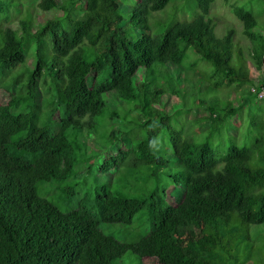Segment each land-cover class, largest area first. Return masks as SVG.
<instances>
[{
	"label": "trees",
	"instance_id": "1",
	"mask_svg": "<svg viewBox=\"0 0 264 264\" xmlns=\"http://www.w3.org/2000/svg\"><path fill=\"white\" fill-rule=\"evenodd\" d=\"M169 1L136 0L124 26L118 0H0V264H118L127 251L157 264L249 260L240 262L235 247L244 240L240 223L264 224V119L251 122V144L239 145L230 130L242 104L194 98L208 120L192 135L171 126L160 100L183 99L169 66L182 65L189 50L212 67V89L223 79L238 88L254 82L240 50L232 62L234 29L214 32L215 0H197L192 19L172 17L153 32L150 14ZM223 1L260 70L264 37L255 16ZM128 27L141 32L130 37ZM256 93L246 88L247 100ZM110 94L126 112L107 104ZM165 130L178 172L157 145ZM160 176L180 185L174 205L157 186ZM57 182L68 200L80 186L75 208L62 211L39 195L40 184ZM143 212L151 226L134 241L101 228L130 225Z\"/></svg>",
	"mask_w": 264,
	"mask_h": 264
},
{
	"label": "rangeland",
	"instance_id": "2",
	"mask_svg": "<svg viewBox=\"0 0 264 264\" xmlns=\"http://www.w3.org/2000/svg\"><path fill=\"white\" fill-rule=\"evenodd\" d=\"M61 1V0H60ZM230 3L242 6L244 9L253 13L257 20L255 31L264 37V0H229ZM119 11L122 15L124 22L129 19L131 7L135 5L136 0H118ZM197 0H170L169 3L159 11L152 12L149 16V22L151 23V29L153 32H163L164 24L168 22L172 17L179 20H190L195 14L199 12L197 7ZM176 10H175V9ZM17 16L14 12L11 13V17ZM41 16L46 19L49 14L42 13ZM208 17L213 19L214 32L217 36H222L227 29H234V52L232 56V62L236 60L237 51L242 53L245 67L248 70L254 85L253 86H241L236 87L234 83H228L226 79L222 80V85L217 89L214 87L215 78L211 77L212 67L209 63L200 59L192 50L187 52V57L180 66H169V72L171 76L178 82L181 89L183 99L175 95L165 93L161 97V104L167 113L171 114V126L177 129H182L184 132L196 135L200 131L206 128V122L208 120V111L202 106L197 105L196 98H201L204 102L209 104L210 101L223 104L224 102H231L233 105L242 104V108L238 115L231 120V132L238 131L239 145H250L253 141V135L255 129L251 122H258L264 119V102L256 96L255 102L248 101L246 95V88L251 91V88H255L259 82H264V67L260 70H256L251 63V49L253 44L242 33L241 22L232 14L230 7L223 0H215L210 7ZM41 21L42 19L39 18ZM126 20V21H125ZM157 21H161L156 24ZM156 24V25H155ZM125 26V25H124ZM139 28L128 27L126 34L130 37H134L135 34L140 33ZM28 61H32L31 52L27 56ZM264 87V86H263ZM6 95L0 92L1 100H4ZM107 96V94H106ZM105 96V97H106ZM107 104L113 109L119 112H126L125 105L118 99L114 98L113 94L106 97ZM195 98V99H194ZM184 102V103H183ZM255 103L259 109L255 108ZM261 108V110H260ZM257 114L254 116L252 114ZM254 116V117H252ZM261 117V118H260ZM122 126H117V131ZM249 128V129H248ZM249 132V133H248ZM246 133L248 134L246 136ZM217 139V138H216ZM131 142L126 140L123 144L124 147H129ZM157 145L163 154L169 161L171 169L174 171H180V166L176 165L172 158L171 143L168 138V131L157 137ZM220 152V151H219ZM153 180L148 181L149 186L153 185ZM57 182V189L49 183H43L38 186L39 195L44 196L52 200L59 209L62 211H68L76 207L77 200L81 195L80 186L76 187L75 194H73L69 200L61 195V190ZM62 185L64 183H61ZM139 185H143L142 182H138ZM175 183H171L165 177H159L157 186L164 192L165 200L174 205L178 201V193H175L179 187H174ZM42 188L46 189V193L42 192ZM55 194V195H54ZM54 195V196H53ZM53 196V197H52ZM150 221L147 218V213L143 212L135 216L134 221L130 225L121 224H101L103 231L117 240L130 242L137 239L139 236L146 233L150 228ZM239 233L244 236V240L239 243L236 251L239 253L238 257L240 262L244 257L248 256V261L243 264H264V224H239ZM141 260V261H140ZM118 264H157V262L151 258L139 259L137 255L127 251L117 261Z\"/></svg>",
	"mask_w": 264,
	"mask_h": 264
},
{
	"label": "built area",
	"instance_id": "3",
	"mask_svg": "<svg viewBox=\"0 0 264 264\" xmlns=\"http://www.w3.org/2000/svg\"><path fill=\"white\" fill-rule=\"evenodd\" d=\"M252 92H257L256 96H258L259 98H264V87H261L259 90L256 91V88H251Z\"/></svg>",
	"mask_w": 264,
	"mask_h": 264
}]
</instances>
